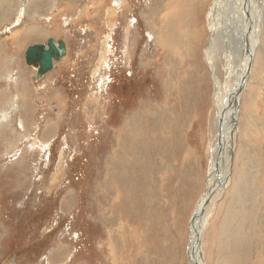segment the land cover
Instances as JSON below:
<instances>
[{"label": "rangeland", "instance_id": "1", "mask_svg": "<svg viewBox=\"0 0 264 264\" xmlns=\"http://www.w3.org/2000/svg\"><path fill=\"white\" fill-rule=\"evenodd\" d=\"M118 1L0 0V264H191L190 220L219 175L216 99L234 82L220 39L207 61L215 0H181L188 46L164 43L165 1ZM259 29L230 174L206 208V264H264V18ZM49 37L67 54L36 80L25 50ZM129 131L137 183L122 216L101 183Z\"/></svg>", "mask_w": 264, "mask_h": 264}, {"label": "bare ground", "instance_id": "2", "mask_svg": "<svg viewBox=\"0 0 264 264\" xmlns=\"http://www.w3.org/2000/svg\"><path fill=\"white\" fill-rule=\"evenodd\" d=\"M163 1H165L164 2L165 4L160 5V10L166 12L162 15V18L160 19L163 22L162 36L164 43H168L169 38L174 41L176 37L173 35L177 34L179 36L177 41L178 42L182 41L184 45L185 44L187 45L189 41L186 40L185 37L186 35L184 36L182 34L183 30H180L181 32H179L178 25L180 18H182L180 16H184L185 14L183 12L184 11L183 8L185 9L186 7H189L190 1L185 4H182L181 0H171V2L170 0H163ZM195 1L198 2V0ZM205 1L206 0H204V2ZM116 2H118L119 4L118 0H116ZM263 4H264L263 0H215L211 5V8L208 13L211 36L209 43V53L206 52L207 61L212 66L213 62L211 58L214 52L217 51L218 41L220 39L224 45L222 47V53H223L222 55L224 57V69L228 72V76L231 75L234 76V82L228 85L227 97H224L222 99L217 97L216 99V105L219 109L218 137L221 145V150H220L221 156L218 162L219 168L217 171L214 166L216 159L215 156V159L213 161V167L211 170L212 171L211 177H213L215 171L216 174L219 173V175L216 177L217 179L215 178L216 181L213 180L212 181L213 183L211 184L209 183L210 185L208 187L207 192L202 196L198 204V208L195 210L196 212L199 213L200 216L198 215L190 224L192 237H191L189 255H190L191 264H206V260L204 259L203 249L201 245V238L203 232L202 228L205 226L207 221L206 208L209 204V203L206 204L205 202H207L208 199L211 200L212 196L217 192V190L220 187H224L225 181L227 180V177L230 174L231 165L229 158L231 157L230 154L232 153L235 137L237 136L236 135L237 131L235 132V130L238 127L237 120L240 117V102H241L240 100L244 89L242 91L240 90L242 88V85L245 86L249 82L251 76V68L253 64L252 61L255 57L254 54L256 48L255 45L256 43L255 40L257 37L256 35L261 34L259 28H260V23L264 18ZM197 11H198L197 14H199L200 9L197 10L194 8V12ZM162 13H160V16ZM197 14L196 15L194 14V19H195L194 27H198L201 23V21L198 19ZM192 17H190V19ZM180 23L182 25V22ZM187 26L185 25L186 28ZM198 35L200 36V34L197 35L195 34L196 37H194V40L195 38L198 39ZM190 37H193V34ZM180 45L183 46V44ZM135 134H133L132 131H129V132H125L123 137H125V139L129 140L131 143L133 137H136ZM145 137L148 138L147 136ZM119 141H125V140L121 139ZM215 143H216V152H217L219 145L218 142ZM133 150H134V145L132 146L131 143L130 146L127 148V150L124 152V154L119 156L116 155L114 159L112 156L111 160H113L114 162L117 161L118 165L116 166L114 163H110L113 170L110 173H108L107 177H105L106 180L103 183H101L108 192L110 191V194H112L111 191L116 192L114 197V199L116 198V201L111 205L109 209V211L112 212V214L115 212H119L122 216H124L125 214H127L126 210L129 206V203L132 202V199L128 194L130 193L131 190H133L134 186L137 183V180H134L135 178L134 174L136 175L137 162L130 157L134 152ZM224 159H226L225 162L227 163L226 168L222 167ZM112 217L113 216L111 215L106 217L105 212L102 215V219L109 224H111L113 221L114 222L116 221V218L114 217L113 219ZM197 236H199V243H195Z\"/></svg>", "mask_w": 264, "mask_h": 264}, {"label": "water", "instance_id": "3", "mask_svg": "<svg viewBox=\"0 0 264 264\" xmlns=\"http://www.w3.org/2000/svg\"><path fill=\"white\" fill-rule=\"evenodd\" d=\"M67 54V45L63 39L56 40L54 37H49L45 42L41 43H33L29 45L25 50V61L28 66H32L36 69V75L34 79L39 80L48 72H51L55 69V65L58 61H60ZM244 89V85L240 91ZM218 142V150L216 152L215 159V169L216 171L219 168V160H220V150L221 145L219 141V137L217 138ZM209 199L206 204L209 203ZM199 215L198 212L194 211L192 214L191 222ZM200 216V215H199ZM195 243H199V236Z\"/></svg>", "mask_w": 264, "mask_h": 264}, {"label": "crops", "instance_id": "4", "mask_svg": "<svg viewBox=\"0 0 264 264\" xmlns=\"http://www.w3.org/2000/svg\"><path fill=\"white\" fill-rule=\"evenodd\" d=\"M1 56H0V63H1ZM242 162H245V170H247L246 168H249V166H250V164H248V159L246 160V159H244ZM241 162V163H242ZM239 173H241V171L239 172ZM247 184V183H246Z\"/></svg>", "mask_w": 264, "mask_h": 264}]
</instances>
